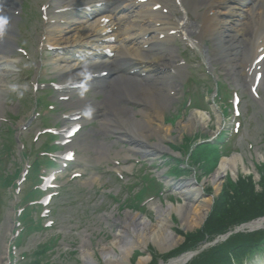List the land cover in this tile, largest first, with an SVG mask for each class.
<instances>
[{
    "label": "rangeland",
    "instance_id": "obj_1",
    "mask_svg": "<svg viewBox=\"0 0 264 264\" xmlns=\"http://www.w3.org/2000/svg\"><path fill=\"white\" fill-rule=\"evenodd\" d=\"M47 1L18 0L13 6L21 8L18 15H8L12 23L13 47L0 56V60L9 70L0 77V145L7 144L9 147L5 149L8 154L2 158L0 171H6V175H13L16 170H20L21 176L35 155H41V146L46 144L48 138L42 135L43 128L56 127L60 131L65 123L61 114L68 107L57 103V106H54L56 110L51 112L44 101L56 102L55 96L44 98V93L33 90L37 80L43 82L54 79L57 84L60 83V77L53 68V57L57 50L45 49L48 40L45 38L44 29L56 26L51 24L52 0L51 4H46L47 14L50 13L47 19L41 15L40 6ZM199 1L203 0H196ZM156 3L161 6L159 11L165 17L163 22L156 23L157 27H171L168 32H163L170 40L166 42L160 38L158 41L165 52L172 49L174 54L170 62L164 52V65L159 63L157 70L159 75H153L156 79L151 77L149 82L143 80L140 84L158 88L161 82H171V86L167 85L171 90L168 94L170 100L165 105L163 120L154 122L155 126L163 127L160 134L165 139V149L157 151V154L135 152L129 141L114 134L119 131H111L113 134L99 133L101 122L113 118L110 113L104 117L99 113L95 124L86 130L82 129L70 143L69 146L75 153L74 162L52 167L59 173L57 180L49 185L50 189L43 192L44 196L50 197L48 204L38 212L24 215L23 224L38 219L43 227L47 222L49 228H35L36 230L29 231L28 228L22 229V223L17 224L20 220L18 213L30 201L28 195H31V200L39 198L38 195L33 196L31 190L41 185L36 183L37 174L36 177L28 175L31 179H27V176L26 180L19 182L17 188L0 187V264H12V258H15L18 264H34L39 257L32 253L44 243L49 245L54 238L57 242L54 243L52 252L45 254L49 264H89L85 256H89L91 264H150V250L158 256L168 253L183 243L187 233L202 227L205 212L208 213L213 198L218 197L227 179L251 177L255 184L259 182L258 168L264 165V71H257L261 76L253 75L256 85L252 90L250 85L249 88L247 86L252 76L249 74V77L243 78L237 65L244 55L239 54L241 47L238 53L235 49L229 56L231 66L215 56L214 52L220 46L210 37H198L206 11L204 6H191V0H157ZM154 33L158 31H149L146 36L151 37ZM223 35L228 36L226 32ZM18 47L23 48L25 53L17 51ZM81 60L78 58L75 61ZM111 78L113 79V76H110ZM215 79L222 85L223 82L226 84V87L219 90L216 99ZM120 83L121 81L116 80L110 82L114 85ZM137 84V87H141L138 81ZM120 86L116 89L120 90ZM186 86H189L187 97L183 94ZM227 90L230 92L225 95ZM86 92L90 93L91 90ZM163 92L168 93L166 90ZM188 95L192 98L194 106L187 104ZM224 95L228 97L225 98ZM34 96L36 99L42 98L40 113L44 114L40 116L33 114ZM119 97L121 99L116 102L118 108L131 109L134 117L141 120L140 112L145 104L136 102L135 99L124 103L123 95ZM98 100L102 101V97ZM104 101H107V98L103 99ZM229 104L231 107L228 111ZM195 106L200 109H195ZM102 108L104 106H101L100 112ZM232 124L238 125L237 132L232 131ZM10 128L14 130L12 141L15 137L19 142H23L24 150L21 149L22 143L13 144L2 133L9 132ZM227 132L232 136L230 141L215 148L216 138ZM37 134L35 141L33 137ZM9 137L11 138V135ZM101 142L105 143L106 147L110 146V150L105 152L106 157L104 153L99 159L97 144ZM142 144L144 148H153L159 143L156 137H149L147 142ZM194 148L198 156L190 159V152ZM23 151L25 158L21 155ZM2 152L0 148V155ZM62 152L63 148L49 151L55 160L61 157ZM233 158L234 163L219 177L217 184H213L210 177L222 159ZM170 165L175 167L170 168ZM142 169H145V172H141ZM52 172L54 171L51 170L49 174ZM173 174L176 176L173 177ZM152 175L158 177L164 190L162 195L156 198V193L151 192L152 188L148 185L149 194L144 192L140 196L151 198L146 199L140 208L123 206V201L137 194L140 186L142 188L155 182ZM187 184L194 185L196 189V193H191L188 198L190 202H185L180 195V191L184 190ZM55 187H63L58 195L56 191L51 190ZM129 187H134L130 195ZM256 188L258 189L257 186ZM184 203H189L191 208L197 207L196 212L181 217L174 209ZM28 205L32 207V203ZM45 209L50 210L49 214L44 212ZM41 211L44 212L42 219L39 218ZM137 219L144 220L145 226L142 230L133 224ZM35 223L37 224L36 221ZM163 228L170 230L174 237L172 245L170 241L163 242L160 246L163 249L159 251L154 239L157 233L160 236L163 231L160 229ZM18 229L21 243L12 251L13 234ZM244 230L246 229L241 232H245ZM141 237L143 238L139 239ZM160 260L158 259L157 264H160ZM255 261L253 260V263Z\"/></svg>",
    "mask_w": 264,
    "mask_h": 264
},
{
    "label": "bare ground",
    "instance_id": "obj_2",
    "mask_svg": "<svg viewBox=\"0 0 264 264\" xmlns=\"http://www.w3.org/2000/svg\"><path fill=\"white\" fill-rule=\"evenodd\" d=\"M12 1L15 0H0V15L9 18L8 10ZM77 1V4H80L83 1L89 0H60V4L56 6V10L58 7L69 8H67L66 13L57 15L54 18L60 19V21L66 20L68 23L65 24L66 26L59 25L54 28L48 26L44 29V35L48 40L47 43L51 46L62 48L61 50H63V54H55L53 57L54 71H56L61 81H67L76 77L82 66L85 72L94 71L97 70V68H107L106 70H110L113 76L110 82L116 80L121 81L120 84H124L123 88L120 90L116 89L119 88L120 84L114 85L109 82L106 86L99 85L101 88L104 87L106 89L104 93L106 94L105 98H107V101L101 103L102 106H104L101 114L104 117L112 112L113 116V118L106 119L104 121L105 123L101 122V126L98 130L99 133L108 134L115 130L122 131L121 133L118 132V136L129 141L135 152L157 154V151L165 149V139L160 134L163 127L161 125L155 126L154 122L156 120H163L165 105H167L170 100L168 94H170L169 92L171 90L168 86H171V82H161L158 88L151 85L155 91L152 87H147L148 84H144L142 89V87H137L138 80L136 81V79H139L138 75L134 74L130 76L127 74L128 72L125 73L124 71V69L130 71L134 69L137 72L140 69L145 72L148 68L157 66V63L164 65L163 59H165V49L160 48L156 49L154 52H150L152 51L153 44L155 42H160L158 40L162 35H164V41L168 42L170 40L166 33L163 32H168L171 27L167 28L165 26V28H159L156 24L163 22L165 19L162 12H157V10L153 9L156 4L155 1L157 0H149V5H147V3L144 4L142 0H129V3H125L124 8H126L125 10L131 9L130 13H123L119 16L115 15L116 10L120 7L118 0H95V2L102 4L109 1L111 5L106 14L108 17H102V11H95L94 14L92 13L94 17L92 22H87L88 16L85 14H80V17H78V15H72V11L74 10L72 5H77L75 4ZM243 1L244 0H203L201 2H196V0H191V6L205 7L206 11L203 15L201 31L199 30L198 37H210L217 46H220V48L215 50V56L220 57L226 65L231 66L229 63V56L232 55L231 53H233L235 49L238 53L241 47L239 54L244 55L241 56L237 65L242 71L241 75L243 78L249 77V74L252 76L251 82L249 84L246 83L249 88V85L252 86L254 76L257 74V66L262 67L264 71V0ZM100 18L106 20L102 21ZM11 26L12 23L10 20L4 35L0 36V56H3L5 52L9 51L11 46ZM174 29L178 30V28ZM148 31H158V33H154L147 39H142V35ZM225 32L228 34L226 37L223 35ZM64 33L65 36H63ZM119 33H121V36ZM139 36H141V38H139ZM111 43H113V46L110 45ZM143 46H146L148 49L143 51ZM102 51L111 52L110 58H103L101 54ZM80 53L84 56H90V54L93 56L100 53V55H98L100 57L94 60L83 59L85 62L72 63L73 56ZM165 54L167 60L172 62L174 51L169 49ZM258 57L263 58V60L259 62V60H257ZM230 70L231 67H229V71ZM8 71L3 61L0 60V77L4 76ZM159 81L161 80H158V82ZM1 82L0 79V83ZM164 90L168 91V93L163 92ZM122 93L127 94L130 99H135L136 102H143L145 104L140 112L142 116L141 120H137L126 107L118 108L116 102L121 99L119 96L122 95ZM106 102L110 104L108 105ZM1 113L2 105L0 104V115ZM113 113L115 115H113ZM149 137H156L159 143L158 146L144 148L142 143L147 142ZM97 146L98 151H100V153H98V158L101 159L102 155L107 150H110V146L106 147V144L102 142L97 144ZM106 154L107 153L104 155L105 157ZM234 161L235 158L229 160L222 159L218 168L210 177V181L213 184H217L219 177L232 163H234ZM191 193H196V189L194 185L190 184H187L184 190L180 191V195L185 202H190L188 198L191 197ZM160 209L161 208H159V211ZM196 209L197 207L191 208L189 203H184L183 206L180 205L174 210L180 213L181 217H184L185 214H194ZM205 214L207 215V212H205ZM133 224H135L136 227H140V230L145 226L144 220L139 219L135 220ZM160 230H163L160 234L162 237L157 233L154 243H156V248L162 251L163 247H160L162 246L161 244L170 241L169 243L172 245L174 235L170 230L166 231L164 228ZM142 238L143 237L139 239ZM128 252L127 250L126 253ZM85 259L91 264L89 256H85ZM170 264L177 263L172 261Z\"/></svg>",
    "mask_w": 264,
    "mask_h": 264
},
{
    "label": "trees",
    "instance_id": "obj_3",
    "mask_svg": "<svg viewBox=\"0 0 264 264\" xmlns=\"http://www.w3.org/2000/svg\"><path fill=\"white\" fill-rule=\"evenodd\" d=\"M258 169L260 180L257 184L251 177L227 179L218 197L214 199L203 226L192 233H187L183 243L168 254L156 256L150 250L152 255L150 264H157L158 259L166 262L181 253L199 250L202 242H211L242 224L264 217V165ZM11 183V177L0 179L1 187H8ZM26 224L33 228L31 223ZM49 250L48 245L39 246L32 253L39 257L34 264H49L45 259V254ZM263 254L264 229H261L234 234L226 241L201 251L187 264H250L255 256Z\"/></svg>",
    "mask_w": 264,
    "mask_h": 264
},
{
    "label": "clouds",
    "instance_id": "obj_4",
    "mask_svg": "<svg viewBox=\"0 0 264 264\" xmlns=\"http://www.w3.org/2000/svg\"><path fill=\"white\" fill-rule=\"evenodd\" d=\"M10 20L6 16L0 15V36H3L5 33V30L7 26L9 25ZM77 75H83L84 80H88L90 78V73L83 71V66L81 67L80 72L77 73ZM78 91L76 93L77 96H83L84 92L87 90L86 86L81 83L80 85H77ZM91 109L87 106H85L82 115H84L85 118H88L90 116Z\"/></svg>",
    "mask_w": 264,
    "mask_h": 264
},
{
    "label": "water",
    "instance_id": "obj_5",
    "mask_svg": "<svg viewBox=\"0 0 264 264\" xmlns=\"http://www.w3.org/2000/svg\"><path fill=\"white\" fill-rule=\"evenodd\" d=\"M263 221H264V218L261 219L259 222L255 221V222H252L250 224L243 225V226L239 227L237 231L242 230V229L253 230L255 228H258L262 224ZM227 236L228 235L221 237L220 239L214 241V243L224 240ZM191 255H192V253L181 255V256H179L177 258L169 260L168 264H170L172 261L176 262L177 264H183L189 259V257ZM160 264H162V263H160Z\"/></svg>",
    "mask_w": 264,
    "mask_h": 264
}]
</instances>
